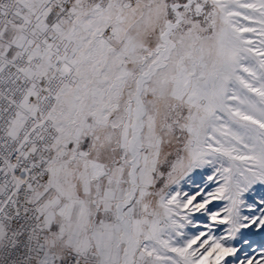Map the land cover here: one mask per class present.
I'll return each mask as SVG.
<instances>
[{"label":"snow or ice","instance_id":"snow-or-ice-1","mask_svg":"<svg viewBox=\"0 0 264 264\" xmlns=\"http://www.w3.org/2000/svg\"><path fill=\"white\" fill-rule=\"evenodd\" d=\"M0 264H264V0H0Z\"/></svg>","mask_w":264,"mask_h":264}]
</instances>
